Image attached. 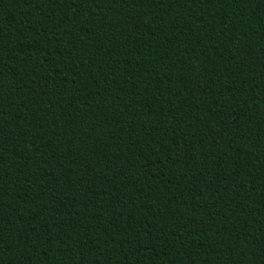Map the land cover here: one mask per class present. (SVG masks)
Returning a JSON list of instances; mask_svg holds the SVG:
<instances>
[{
  "label": "trees",
  "instance_id": "obj_1",
  "mask_svg": "<svg viewBox=\"0 0 264 264\" xmlns=\"http://www.w3.org/2000/svg\"><path fill=\"white\" fill-rule=\"evenodd\" d=\"M0 264H264V0H0Z\"/></svg>",
  "mask_w": 264,
  "mask_h": 264
}]
</instances>
